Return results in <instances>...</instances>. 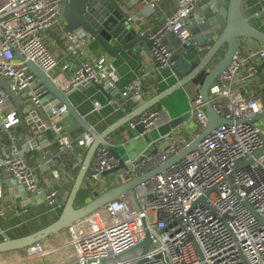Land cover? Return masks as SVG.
Segmentation results:
<instances>
[{
  "label": "built area",
  "instance_id": "1",
  "mask_svg": "<svg viewBox=\"0 0 264 264\" xmlns=\"http://www.w3.org/2000/svg\"><path fill=\"white\" fill-rule=\"evenodd\" d=\"M199 1L176 0L175 8L163 21L145 32L152 41L149 51L156 68L173 63V51L163 40L165 33H172L181 45H193L202 51L187 24ZM59 13L60 0H0V78L12 80L13 88H22L35 80L24 60L50 74L63 91L77 89L85 83L103 84L113 76L114 69L104 57L82 59L68 75L64 71L67 66L52 74L58 61L41 34L59 21ZM128 14L129 21L135 19L134 14ZM58 35L65 52L71 56L82 53L89 39L85 31H67L64 26H60ZM241 42L248 47L247 39H241L240 46ZM16 54L23 60L16 58ZM262 62L264 46L247 48L245 56L240 49L235 52L229 65L209 86L212 107L232 123L218 125L190 152L136 185L135 199L129 191L72 222L64 230L66 237L58 244L42 247L37 242L29 246V251L23 248L22 256L0 254V264H22L32 259H44L47 264H134L140 253L127 260L120 257L145 238V229L152 240L141 264H264V224L250 211L252 208L264 219V155L250 164L235 167L236 161L249 159L264 143L263 119L254 124L241 121L264 110V84L261 97L250 83L254 78L259 79L258 65ZM1 90L0 86V132L7 133L19 123V115ZM142 93V79L136 77L119 96L124 103L140 102ZM38 95L34 92L31 98L35 108L40 107ZM116 99H110L109 104H116ZM92 105L95 110L102 107L97 101ZM189 105V119L203 127L207 116L200 96L189 98ZM158 115L157 109L149 108L129 121L128 128L139 126L138 137L145 136L156 124ZM51 128L61 148L72 159L81 161L82 157L72 151L71 141L58 133L59 128L54 125ZM173 134V130L161 134L159 139L164 144L154 152L121 158L120 168V161L105 146H99L83 186L90 187L105 172L116 168L119 178L126 182L159 166L182 148L174 144ZM40 136L36 133L37 140ZM6 138L11 139V145L8 151L0 153V179L1 169L6 166L10 178L19 182L26 193L55 209L60 208L58 188L42 185L34 168L12 144L13 138L10 135ZM91 141L87 132L76 139L83 148ZM51 172L57 176L55 170ZM155 242L158 245L152 248Z\"/></svg>",
  "mask_w": 264,
  "mask_h": 264
},
{
  "label": "water",
  "instance_id": "2",
  "mask_svg": "<svg viewBox=\"0 0 264 264\" xmlns=\"http://www.w3.org/2000/svg\"><path fill=\"white\" fill-rule=\"evenodd\" d=\"M140 1L143 0H60L59 20L67 31L81 29L88 33L89 41L95 46V53L107 55L114 59H117L123 53L135 58L136 54L141 53L144 55L149 53L152 43L151 39L145 33H142L136 24L128 20L129 11ZM200 1L202 3L189 15L187 24L191 34L194 36L196 45L200 46L202 50L207 48L205 54L201 55V52L193 45H182V48H180L181 54H173L171 57L173 71L179 80L139 104L99 133L91 127L70 101L69 95L76 89L63 91L58 88L53 82L51 75L39 69L30 60H24L29 72L35 78L29 85L22 88H13L11 86L12 80L5 77L0 78L1 92L7 95L11 106L16 109L19 115L18 124L22 127V131L13 137L12 144L18 147L21 155H23V150L31 148L34 150L35 157L41 156L43 160L40 166L41 171L48 172L58 162L65 161V154L62 151L52 159L51 152L43 150L47 145L46 143L49 145L54 140V133L51 128L53 125L59 128L58 133L60 135H66L69 129L75 130L81 127L92 137V141L86 148L58 217L33 232L16 237L2 238L0 240V253L23 249L54 235L67 228L72 222L99 209L107 202L124 196L129 191L135 199L134 188L136 185L149 176L166 169L175 160L190 152L204 136L218 125L232 123V120L224 118L212 107L209 99V86L229 65L235 52L240 49L241 39L255 40L264 44V29L252 25L250 18L243 14L241 9L242 0ZM222 50H224L223 56L209 68V64L217 55L222 53ZM174 55L179 56L181 64L177 63L178 61L174 59ZM15 56L23 60L19 54ZM203 70H205L206 74L198 89V95L203 102L207 121L202 130L182 149L159 166L90 197L89 201L81 207H74L75 197L83 187L86 173L96 149L99 146H105L120 161L118 168L122 167L121 156L116 151L117 145L108 142L107 138L116 141L120 139V132L123 129L129 130L127 125L129 121L155 106L170 93L182 88ZM90 85V83H85L78 86L77 89ZM94 85L105 95L107 100L119 97L120 92L112 84L111 80H107L103 84ZM34 92L39 94V108L33 107L31 102ZM57 111H59V114H56ZM262 119H264V110L241 121L254 124ZM134 130L140 132L141 127H135ZM36 133L46 138L37 140ZM128 133L131 134L130 130ZM263 155L264 143L252 153L249 159L244 162L236 161L235 167L250 164ZM0 181V199H3L6 195L11 203L18 202L19 208L30 207L36 202L37 197L33 201L27 199L26 191L16 180L11 178L4 180L1 178ZM55 187L58 188V186ZM200 200L203 202L204 196H201ZM5 209L7 215L10 214L9 206H6ZM250 211L264 224L263 218L258 216L252 208H250ZM151 240L152 237L149 231L145 229V238L130 249H140V254L134 264L142 263Z\"/></svg>",
  "mask_w": 264,
  "mask_h": 264
},
{
  "label": "crops",
  "instance_id": "3",
  "mask_svg": "<svg viewBox=\"0 0 264 264\" xmlns=\"http://www.w3.org/2000/svg\"><path fill=\"white\" fill-rule=\"evenodd\" d=\"M152 2L154 3L153 7H151ZM201 3V1L198 2L196 9ZM175 6L176 0H143L133 6L129 13L135 15V19L132 20V22L137 25V28H139L142 33H145L147 30L155 29L163 21L165 16L175 8ZM241 9L243 14L250 18V23L252 25L257 28L264 29V0H242ZM60 26H63V23L59 20L52 28L43 31L41 34L47 48L52 52L58 61L57 68L52 71V74H57L60 70H62L63 66H67L68 68L64 71L65 74L68 75L70 70L80 60L85 58L96 59L104 57L107 64L114 69V74L110 80L119 92L129 85L134 78L141 77L142 79L143 93L142 100L140 102L130 101L124 103L121 100V96H119L116 99V104H109V100L106 99L105 95L100 92L94 84H91L88 87H83L82 89H76L69 95L70 101L75 106L77 111L86 119V121H88L97 133L101 132L107 126L133 110L139 104L155 96L160 91L179 80L178 76L173 71V63L171 66L156 68L150 51L144 55L141 53L136 54L135 58L123 53L117 59H114L107 55L95 53V46L88 39V43L83 47L82 53H79L76 56H71L65 52L63 43L59 38L58 33ZM163 40L173 51V54H181L180 48H182V45L176 36L172 33H165ZM247 41L248 47H245L244 42H241L240 50L243 56H245L247 48L254 50L264 46V44L255 40ZM206 51L207 48L202 50L201 55H204ZM174 59L178 61V64L182 63L178 55H174ZM259 79L254 78V80H251L250 83H252L251 85L253 86V91L257 95L263 97L261 89L264 81H262L260 77ZM197 89V85H193L188 82L182 88H179L167 95L159 102V105H157V103V106H153L152 108L157 109L159 115L156 124L147 135L138 137L139 132L134 129H129L131 134L128 133V129H123L120 132V139L116 141L107 138L108 142L117 145L116 151L123 160H126L129 157L131 158L136 156L140 152L148 154L156 151L159 146L164 144V141L159 139L160 135L173 130L174 144L183 148L202 130V127L190 119L186 122L181 121V115L185 112L186 108V103L185 100L181 98V93L186 95L189 100V98L198 94ZM94 101H97L102 105L99 110H95L93 108L92 103ZM184 125H188L187 127L190 128L195 126L196 131L189 136L181 131V128ZM21 131L22 127L16 123L10 127L9 132H0V153L8 151L10 148L11 139L6 137L10 135V138H13ZM84 132L85 131L81 127H78L75 130L69 129L65 135L72 143V151L78 153L82 158L85 154L86 148L78 146L76 139ZM44 138L46 137L40 136L39 140ZM57 138L58 136L55 135L54 140L49 145L46 143L47 145L43 150H49L51 152L52 159H54L55 156L62 151L65 154V161L58 162V164L50 168L48 172L40 170V166L43 163L42 157H35L34 150L31 148L23 150V157L25 162L34 168L40 180L44 177H48L47 179H50L48 184L41 181L42 185L45 187L58 186L59 200L61 203L71 187L82 160L79 161L77 159H72L70 153L61 148V145L58 144ZM118 142L123 143V145L118 144ZM51 170H55L60 179H58L54 173L52 174ZM2 176H6V179L10 178L9 171H7L4 175L2 174ZM63 177H67V180ZM108 187L109 186L107 184L106 189H108ZM35 198V196L27 193V199L33 201ZM35 201L36 202L30 207L24 208H19L18 202H10L8 203L9 205L6 204L10 208V214L8 215L5 207L0 204V237H5L6 235L10 236L9 233L39 226L40 224L46 223L53 218L54 211L57 209L49 206L39 198Z\"/></svg>",
  "mask_w": 264,
  "mask_h": 264
},
{
  "label": "rangeland",
  "instance_id": "4",
  "mask_svg": "<svg viewBox=\"0 0 264 264\" xmlns=\"http://www.w3.org/2000/svg\"><path fill=\"white\" fill-rule=\"evenodd\" d=\"M222 52L224 53V50H222ZM181 98H183L185 100V103H186L185 112L181 115V118H182L181 121H185L186 122L190 118V114H189V108H190L189 100L186 97V95H184L182 93H181ZM263 121H264V119H263ZM187 126L184 125L181 128V131H183L185 134L190 136L191 134H193L196 131V129H195L196 127L193 126L192 128H190V127H187ZM7 171H8V168L6 166L1 169V172H2L3 175ZM118 175H119V170H114V171L106 173V175L102 176L98 180V182H96V183H94V184H92L90 186L91 195L95 196V195H98L101 192H103L106 189L107 184H108V186H110V185H114V184L117 185V184L122 183V180L119 178ZM2 177H3L4 180L6 179V176H2ZM47 178L48 177H44V178L41 179V181L43 183L45 182V183L48 184L50 182V179H47ZM66 196H67V194L65 195L63 200L66 198ZM125 199L127 200V197H125ZM8 203H10V201H9L8 197H6V195L4 196L3 199H0V204L2 206L6 207V206H8V205H6ZM149 217H150V219H152V215H150ZM36 227H38V226L30 227V229L28 231L24 230V231H22L20 233H11L10 234L11 236L6 235L5 237H12V236H17V235H22L23 233H27V232L33 231V229L36 228ZM64 230L65 229H63L62 231H59L58 233H56L54 235H51V236L39 241L38 243L41 244L42 247L54 246V245L58 244L60 241H62L66 237V232ZM2 238H4V237H1V239ZM157 245H158V242L153 243L152 244V248L156 247ZM23 251H24L23 249H20L18 251H8V252L0 253V254L1 255L5 254V256L7 255L8 257L22 256ZM26 251H29V246L26 247ZM139 253H140V249L139 248H135L133 250L128 251L127 253L122 255L120 258H121V260H127V259H130V258H134ZM22 264H47V263H46V261H44V259L43 260L32 259V260H29V261L22 262Z\"/></svg>",
  "mask_w": 264,
  "mask_h": 264
},
{
  "label": "trees",
  "instance_id": "5",
  "mask_svg": "<svg viewBox=\"0 0 264 264\" xmlns=\"http://www.w3.org/2000/svg\"><path fill=\"white\" fill-rule=\"evenodd\" d=\"M222 56H223V52L220 53L219 55H217V56L214 58V60L209 64V68H211V67L215 64V62H216L218 59H220ZM258 72H259L260 78L262 79V81H264V62H262L260 65H258ZM205 74H206L205 70L201 71V72H200L195 78H193L189 83H190V84H193V85H197V86H198V89H199V87H200V85H201V83H202V81H203V78H204ZM198 89H197V90H198ZM157 105H159V103H158ZM157 105H156V106H157ZM114 186H116V184H114V185H110V186L108 187V189H109V188H112V187H114ZM68 192H69V190H68ZM67 194H68V193H67ZM66 197H67V196H66ZM90 197H92V195L90 194V187H89V186H83V187L78 191V193H77V195H76V197H75V200H74V207L78 208V207L83 206L85 203H87V202L89 201ZM65 199H66V198H65ZM65 199L62 200V202H61V203H62V204H61V207L54 211V216H53V218H51V220L47 221L46 223H43V224H41L40 226L34 228L33 231H35V230H37V229H39V228H41V227H43V226L49 224V223L52 222L53 220H55V219L58 217V215L60 214V212H61V209H62V207H63V204H64V202H65ZM29 229H30V228H27V229H25V230L28 231ZM22 231H24V230H21V231H15L14 233H20V232H22ZM33 231H31V232H33ZM27 233H30V232H27ZM27 233H23L22 235L27 234ZM9 234H11V233H9ZM10 236H11V235H10ZM17 236H20V235H17ZM12 237H16V236H12ZM0 240H1V237H0Z\"/></svg>",
  "mask_w": 264,
  "mask_h": 264
}]
</instances>
